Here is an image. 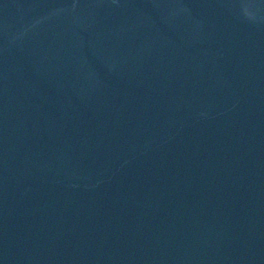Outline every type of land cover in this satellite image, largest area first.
<instances>
[{"label":"water","instance_id":"95a60500","mask_svg":"<svg viewBox=\"0 0 264 264\" xmlns=\"http://www.w3.org/2000/svg\"><path fill=\"white\" fill-rule=\"evenodd\" d=\"M0 264H264V0H0Z\"/></svg>","mask_w":264,"mask_h":264}]
</instances>
